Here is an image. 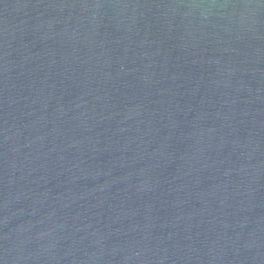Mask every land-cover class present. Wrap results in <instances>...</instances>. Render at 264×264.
<instances>
[{
	"label": "water",
	"instance_id": "95a60500",
	"mask_svg": "<svg viewBox=\"0 0 264 264\" xmlns=\"http://www.w3.org/2000/svg\"><path fill=\"white\" fill-rule=\"evenodd\" d=\"M0 264H264V0H0Z\"/></svg>",
	"mask_w": 264,
	"mask_h": 264
}]
</instances>
